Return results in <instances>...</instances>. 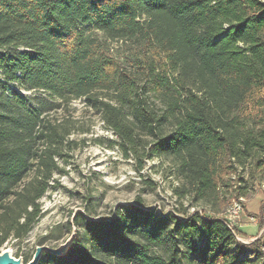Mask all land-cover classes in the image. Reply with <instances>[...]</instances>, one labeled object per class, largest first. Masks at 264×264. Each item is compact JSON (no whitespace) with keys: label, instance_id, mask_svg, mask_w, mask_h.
Segmentation results:
<instances>
[{"label":"trees","instance_id":"1","mask_svg":"<svg viewBox=\"0 0 264 264\" xmlns=\"http://www.w3.org/2000/svg\"><path fill=\"white\" fill-rule=\"evenodd\" d=\"M76 100L130 144L153 137L147 155L173 158L196 200L215 199L234 163L264 166V0H0V251L43 216L70 142L48 116ZM220 211L152 227L154 213L131 204L78 215L68 252L38 264H186L151 250L171 223L188 264H264V237L238 241ZM263 214L264 201L251 213L260 228Z\"/></svg>","mask_w":264,"mask_h":264},{"label":"rangeland","instance_id":"2","mask_svg":"<svg viewBox=\"0 0 264 264\" xmlns=\"http://www.w3.org/2000/svg\"><path fill=\"white\" fill-rule=\"evenodd\" d=\"M95 33L108 41L112 55L123 54L121 41L107 39L97 30ZM23 93L33 96L36 92ZM151 99L158 108L162 106L155 96ZM48 117L70 130V142L65 143L57 157L64 172L56 173L54 187L41 199L44 214L25 239L11 237L2 245L1 249L10 246L15 256L29 259L39 245L57 248L64 244L75 230L78 231L74 223L78 215L87 219L113 217L118 206L131 204L154 213L148 225L152 227L158 217L168 214L185 219L195 213L206 216L220 209L219 215L224 216L240 196L245 199V210L248 198L256 191L264 192V166L257 168L248 162L238 168L234 163V171L221 178L215 199L196 200L192 187L178 175L173 158L147 155L153 137L139 135L136 143H128L106 126L97 111L86 107L83 100L51 112ZM173 228L174 223H171L168 230ZM244 230L250 232L249 227ZM169 231L151 250L167 258L172 254L181 256L188 264L185 255L189 247L182 239L175 241L167 237ZM236 231L238 233V228ZM248 241L245 244L253 240Z\"/></svg>","mask_w":264,"mask_h":264},{"label":"crops","instance_id":"3","mask_svg":"<svg viewBox=\"0 0 264 264\" xmlns=\"http://www.w3.org/2000/svg\"><path fill=\"white\" fill-rule=\"evenodd\" d=\"M263 201L264 192L256 191V193L245 202V210L238 230L241 232V236L246 240H254L257 237L262 236V234L264 235V227L260 228L257 219L251 216V213L256 215L260 213ZM248 227L250 230L249 233L244 230Z\"/></svg>","mask_w":264,"mask_h":264},{"label":"water","instance_id":"4","mask_svg":"<svg viewBox=\"0 0 264 264\" xmlns=\"http://www.w3.org/2000/svg\"><path fill=\"white\" fill-rule=\"evenodd\" d=\"M75 230L67 241L57 248L47 246L45 244L37 246L32 258L25 262V259L21 256H15L10 246H6L0 251V264H38L44 252H52L56 255H65L76 236Z\"/></svg>","mask_w":264,"mask_h":264},{"label":"built area","instance_id":"5","mask_svg":"<svg viewBox=\"0 0 264 264\" xmlns=\"http://www.w3.org/2000/svg\"><path fill=\"white\" fill-rule=\"evenodd\" d=\"M244 201H245V199H244L243 196L238 197V200H235L233 202L231 207L225 213L224 217L226 218L228 225L232 229L235 230V236H236L237 240L242 242V243H248L250 241H248L245 238H243L241 236V234L237 233V231H236L237 228H239V226H240V223H241V220H242V216H243V213H244Z\"/></svg>","mask_w":264,"mask_h":264}]
</instances>
